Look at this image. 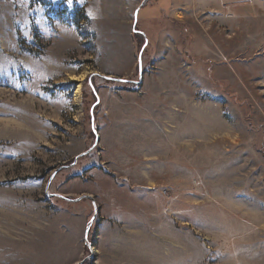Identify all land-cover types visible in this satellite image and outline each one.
<instances>
[{
  "label": "rangeland",
  "instance_id": "1",
  "mask_svg": "<svg viewBox=\"0 0 264 264\" xmlns=\"http://www.w3.org/2000/svg\"><path fill=\"white\" fill-rule=\"evenodd\" d=\"M157 3L0 0V264H264V0Z\"/></svg>",
  "mask_w": 264,
  "mask_h": 264
},
{
  "label": "water",
  "instance_id": "2",
  "mask_svg": "<svg viewBox=\"0 0 264 264\" xmlns=\"http://www.w3.org/2000/svg\"><path fill=\"white\" fill-rule=\"evenodd\" d=\"M142 4H144V2H143ZM141 6H143V5H140V6L136 9V11H135V17H134V31H137L136 28H135V26H136V24H137V22H138L139 11H140ZM139 71H140V76H142V52L140 53V56H139ZM102 76H104V75H102ZM105 77H107V78H112V79H117V80H121V79H119V78H113V77H110V76H105ZM49 183H50V182H49ZM47 188H48V187H47ZM76 200H78V199H76ZM95 214H96V213H95ZM94 217H95V215L93 216L92 221L94 220ZM89 229H90V225H89L88 228H87V233H88ZM86 237H87V235H86ZM80 263H81V262H80ZM80 263H77V264H80Z\"/></svg>",
  "mask_w": 264,
  "mask_h": 264
},
{
  "label": "crops",
  "instance_id": "3",
  "mask_svg": "<svg viewBox=\"0 0 264 264\" xmlns=\"http://www.w3.org/2000/svg\"><path fill=\"white\" fill-rule=\"evenodd\" d=\"M168 1L169 0H158V3L153 6V8H152L153 10H155L154 7H156V14L154 15L155 17H158L157 13L163 12L166 10V7H167L166 4L168 3ZM147 7H149V6H147ZM141 9H143V7L140 8L139 14H141ZM148 12H149V10L147 11V13L146 12L145 13L148 14ZM146 14H143V16H148ZM149 17H152V15Z\"/></svg>",
  "mask_w": 264,
  "mask_h": 264
},
{
  "label": "trees",
  "instance_id": "4",
  "mask_svg": "<svg viewBox=\"0 0 264 264\" xmlns=\"http://www.w3.org/2000/svg\"><path fill=\"white\" fill-rule=\"evenodd\" d=\"M39 1H43V2H45V0H39Z\"/></svg>",
  "mask_w": 264,
  "mask_h": 264
},
{
  "label": "bare ground",
  "instance_id": "5",
  "mask_svg": "<svg viewBox=\"0 0 264 264\" xmlns=\"http://www.w3.org/2000/svg\"><path fill=\"white\" fill-rule=\"evenodd\" d=\"M79 93V90L77 91V94Z\"/></svg>",
  "mask_w": 264,
  "mask_h": 264
},
{
  "label": "snow or ice",
  "instance_id": "6",
  "mask_svg": "<svg viewBox=\"0 0 264 264\" xmlns=\"http://www.w3.org/2000/svg\"><path fill=\"white\" fill-rule=\"evenodd\" d=\"M69 2H71V0H69Z\"/></svg>",
  "mask_w": 264,
  "mask_h": 264
},
{
  "label": "flooded vegetation",
  "instance_id": "7",
  "mask_svg": "<svg viewBox=\"0 0 264 264\" xmlns=\"http://www.w3.org/2000/svg\"><path fill=\"white\" fill-rule=\"evenodd\" d=\"M137 32H139V31L137 30Z\"/></svg>",
  "mask_w": 264,
  "mask_h": 264
}]
</instances>
